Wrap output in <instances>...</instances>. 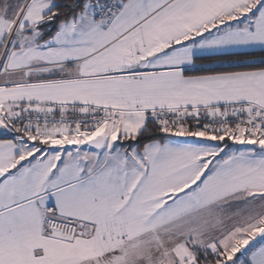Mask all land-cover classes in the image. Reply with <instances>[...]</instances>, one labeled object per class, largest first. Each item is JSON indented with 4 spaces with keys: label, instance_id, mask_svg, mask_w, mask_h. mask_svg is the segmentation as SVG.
<instances>
[{
    "label": "snow or ice",
    "instance_id": "snow-or-ice-1",
    "mask_svg": "<svg viewBox=\"0 0 264 264\" xmlns=\"http://www.w3.org/2000/svg\"><path fill=\"white\" fill-rule=\"evenodd\" d=\"M0 264H264V0H0Z\"/></svg>",
    "mask_w": 264,
    "mask_h": 264
},
{
    "label": "trees",
    "instance_id": "trees-1",
    "mask_svg": "<svg viewBox=\"0 0 264 264\" xmlns=\"http://www.w3.org/2000/svg\"><path fill=\"white\" fill-rule=\"evenodd\" d=\"M249 53L255 55L256 57H259L262 53L260 52V50H255V51H248Z\"/></svg>",
    "mask_w": 264,
    "mask_h": 264
},
{
    "label": "crops",
    "instance_id": "crops-1",
    "mask_svg": "<svg viewBox=\"0 0 264 264\" xmlns=\"http://www.w3.org/2000/svg\"><path fill=\"white\" fill-rule=\"evenodd\" d=\"M255 50H259V49H255ZM255 50H251V49H250V50H248V51H255Z\"/></svg>",
    "mask_w": 264,
    "mask_h": 264
}]
</instances>
